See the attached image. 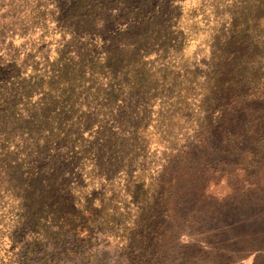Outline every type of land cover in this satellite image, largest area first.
<instances>
[{"label":"trees","instance_id":"trees-1","mask_svg":"<svg viewBox=\"0 0 264 264\" xmlns=\"http://www.w3.org/2000/svg\"><path fill=\"white\" fill-rule=\"evenodd\" d=\"M83 1L91 12L122 5L140 38L132 53L151 64L149 74L103 87L107 96L117 87L121 105L134 100L121 106L114 130L78 140L67 158L26 175L10 148L14 130L37 139L50 131V87L73 76L61 48L34 73L20 54L0 65V264H25L39 249L52 261L112 225L124 241L142 237L146 210L171 218L182 192L210 204L264 194V0ZM199 14L205 30L192 28ZM63 21L45 25L44 36L60 34ZM256 241L246 247L258 258L264 233Z\"/></svg>","mask_w":264,"mask_h":264},{"label":"rangeland","instance_id":"rangeland-1","mask_svg":"<svg viewBox=\"0 0 264 264\" xmlns=\"http://www.w3.org/2000/svg\"><path fill=\"white\" fill-rule=\"evenodd\" d=\"M174 1L179 5L189 2ZM203 2L192 0L191 6ZM82 4L83 0L0 2V65L20 54L26 68L34 73L42 57L53 59L56 49L61 48L62 60L73 76L70 84L53 82L50 87L54 102L50 131L37 139L14 130L10 148L23 160L26 175H36L67 158L82 138L97 136L104 128L114 130L121 106L130 107L134 100L124 98L121 105L122 92L115 87L113 95L107 96L103 87L115 84L121 76L132 82L142 73L149 74L151 64L147 66L132 53L140 38L129 29L131 17L126 16L122 5L116 3L107 12H91L82 9ZM182 11L185 14L188 8ZM202 18V14L193 18V30L207 29V19ZM61 20L65 24L60 34L44 36L45 25ZM173 45L170 40L169 51ZM156 63L152 65L160 68V61ZM55 132L61 138L52 143L48 135ZM177 197L171 218L163 211L154 217L146 210L142 237L124 241L112 225L80 239L74 251L56 255L52 261L41 249L30 252L25 264H264V253L255 258L248 255L246 247L253 239L257 245L264 233V194L254 197L237 193L221 204L196 202L194 196L183 192Z\"/></svg>","mask_w":264,"mask_h":264}]
</instances>
